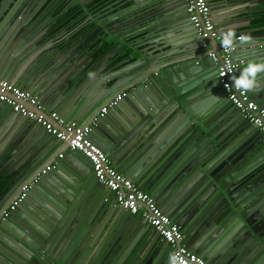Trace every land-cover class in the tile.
<instances>
[{"label": "water", "instance_id": "1", "mask_svg": "<svg viewBox=\"0 0 264 264\" xmlns=\"http://www.w3.org/2000/svg\"><path fill=\"white\" fill-rule=\"evenodd\" d=\"M131 3L124 13L132 15L112 16L119 29L114 46L97 61L87 56L88 64L99 68L121 44L131 51L104 71L109 85L93 97L74 95L82 84L80 72H86L83 63L74 71L66 67L56 79L49 77L54 75L50 68L39 83L29 80L46 59L12 53L4 63L15 30L19 25L29 30L23 21L32 7L0 0V26L16 15L6 44L0 41V78L35 95L45 117L55 113L65 122L88 126V140L109 157L123 139L139 147L125 155L119 172L149 194L182 232L189 251L209 264H264V136L225 98L217 78L219 44L213 38L212 48H202L183 0ZM151 19L146 30L149 35L158 31L155 45L138 51L127 38ZM212 22L220 37L237 27L230 20L221 26L214 16ZM255 39L263 41L264 33L256 38L246 33L229 58L264 60V43L250 44ZM132 53L139 58L132 60ZM244 70V65L237 68L238 79ZM263 72L249 77L253 86L246 91L264 108ZM121 93L122 99L100 115ZM10 112L0 102V170L6 169L10 179L0 198V264H171L165 241L138 215L105 207L107 194L79 152L61 142L59 151L42 126ZM12 118L22 122L20 131H2ZM149 142L158 143V149L144 159ZM25 185V196L3 218Z\"/></svg>", "mask_w": 264, "mask_h": 264}, {"label": "built area", "instance_id": "2", "mask_svg": "<svg viewBox=\"0 0 264 264\" xmlns=\"http://www.w3.org/2000/svg\"><path fill=\"white\" fill-rule=\"evenodd\" d=\"M183 1L186 4V13L190 22L194 28L198 29L202 48L206 50L212 48L213 45L209 43V40L213 38L216 44H219L222 61L218 66L217 78L225 98L243 120L253 125L264 136V108L250 98L246 89L235 86V81L238 79L237 68L242 67L244 62L242 60L233 62L228 56V53L234 49V45L238 44L243 37L232 33L223 37L218 36L214 30L210 7L206 0ZM208 56L217 61L213 53L208 52ZM124 95L125 93H121L107 103L101 109L100 115L114 106ZM0 102L21 118L42 126L48 134L64 144L69 150L79 152L90 163L97 182L113 194L114 205L131 214L138 215L144 224L151 227L165 241L171 264H209L196 253L189 251L183 243L182 232L161 211L149 194L116 170L106 154L88 140V126L75 121L65 122L55 113L45 117L39 113V111H43V108L36 96L1 78ZM59 157L61 155H58ZM28 189V185L22 187L20 196L3 212V218L9 211L15 209Z\"/></svg>", "mask_w": 264, "mask_h": 264}, {"label": "crops", "instance_id": "3", "mask_svg": "<svg viewBox=\"0 0 264 264\" xmlns=\"http://www.w3.org/2000/svg\"><path fill=\"white\" fill-rule=\"evenodd\" d=\"M210 3V14L211 18L214 16V20L218 19L221 26L226 25L229 20L231 22H236L235 35H241L244 37L246 33L250 34L251 37L255 38L260 34L264 33V30H260V28L254 25V21L258 18L257 15H262L264 13V0H206ZM87 15L81 17L80 24L78 27L72 29L71 22L68 23V26H64L63 30H51L49 26L46 25V17L44 14H40L36 19L34 18V14L29 15L23 23L31 24L29 30H23L22 25H19L18 29L12 35L13 44L7 46L4 51V63L5 61L12 60V53L19 55V57L23 56L25 53L29 56L28 52L32 55H37L41 59H46L44 67L38 70L36 73L31 75L29 83H39V79L42 75H46L50 68L54 71V75H50L51 79H56L57 77L61 76V73L65 70L66 67H70L71 71L76 69L82 68V63L84 64V68H86V72H80L81 76L78 79L79 81L82 80V84L75 89L74 95H80L79 93H84L82 96H100L102 94L101 91L105 88V85H109V81L104 74V71L109 68V66L114 65L120 60H113V56L110 57L103 66L99 68H94L93 65L88 64L87 56H92L91 52H93L94 48H98L99 45L102 44V40L106 41L108 38L114 37L117 34H111L109 31L96 33L99 27L103 28V25L106 24L107 26L114 25V18L109 15V13L98 16V15ZM214 14V15H213ZM16 15L8 19L9 22H4L7 26L3 25L0 26V41L3 44H6L5 41L8 38V35L11 32V29L8 28L9 23L13 22ZM19 19V18H17ZM2 21V24H4ZM8 23V24H7ZM153 24L154 21L148 20V22H143L141 29L134 30L136 32H131L130 36L127 38V41L132 42L138 51L141 50H151L152 47L155 45L153 41L157 39L158 31L154 32V35H149L146 26ZM249 23V24H248ZM69 26H71L69 28ZM89 26L90 28H87ZM0 42V46H1ZM21 42V43H20ZM49 42H52L50 45ZM264 43V40H253L250 44H261ZM26 44L28 45L29 49L26 48ZM12 45L14 49H12ZM15 45V46H14ZM26 48V50H25ZM130 51V50H129ZM131 52V51H130ZM129 52V53H130ZM8 54V55H7ZM7 55V57H6ZM133 57L132 60L139 58L138 55L132 53ZM27 56V57H28ZM31 56V55H30ZM18 57V59H19ZM24 58L23 61L27 59ZM80 63H72V61H77ZM123 59V58H122ZM86 60V61H85ZM98 59H94L97 61ZM85 61V62H84ZM245 69L250 64H259L264 65V60L261 58H252L247 62L244 61ZM21 64V63H20ZM89 65L87 68L86 65ZM33 66H36L33 64ZM32 66V67H33ZM29 67L30 70L33 69ZM27 69V70H28ZM24 73L21 74V77L24 76ZM264 73V72H263ZM262 73V74H263ZM42 85L40 82L39 86ZM21 89V87L18 85ZM31 93L26 89H22ZM91 93V94H85ZM32 94V93H31ZM35 96V95H34ZM43 108V107H42ZM47 108V107H45ZM44 110V108H43ZM12 113V112H10ZM58 115V114H57ZM61 118V117H60ZM21 119V118H20ZM62 119V118H61ZM63 120V119H62ZM241 120L242 117H241ZM246 122L245 120H243ZM22 122L16 118L10 119L6 126L2 128V131H8L10 133H18L20 131V125ZM154 129L146 132L147 135L152 134ZM163 138H161L158 142H162ZM52 143L54 146L57 147L59 151L63 150L64 146L60 145L57 139L54 137L52 138ZM144 153L141 154L142 158L149 157L155 153V150L158 149V143L149 142ZM121 145V146H120ZM117 146L114 153L109 157L107 154L111 165L118 171L124 165L125 155L128 156L129 153L132 151H136L139 147H135L129 143V140L123 139L122 143ZM131 149V150H129ZM131 180V179H130ZM135 183V182H134ZM137 185V184H136ZM138 186V185H137ZM139 187V186H138ZM103 192L107 194L106 200H104L105 207H113L116 208L114 205V197L113 194L107 190L106 188L101 186ZM142 190V189H141ZM117 209V208H116Z\"/></svg>", "mask_w": 264, "mask_h": 264}, {"label": "flooded vegetation", "instance_id": "4", "mask_svg": "<svg viewBox=\"0 0 264 264\" xmlns=\"http://www.w3.org/2000/svg\"><path fill=\"white\" fill-rule=\"evenodd\" d=\"M90 1L91 0H22V4H24L27 7V9H29V7H32V14H34L35 19L40 14H44V16L46 17L45 18L46 22H47L46 25L49 26L51 30H58V29L63 28L64 26L68 25V24L63 23L65 21V15L64 14H66L68 6H71V7L81 6L80 7L81 10H85L84 4H87ZM106 1H107V3H106V7H105L104 11L93 12V13H90V15L101 16V15L109 13V15L111 17L120 15L119 20H124L125 16L128 17V16L132 15L131 12H127V14L124 13L132 5L131 0H106ZM127 3H130L127 7L122 6V5H125ZM139 12H141V10ZM78 17L79 16H77L76 18H73L70 21L71 24H72V22L74 23V21H76V19H78ZM114 22H115L114 23V25H115L116 24L115 19H114ZM59 23H61V27H59L60 26ZM79 24L80 23H77L74 26H72V29H74L75 27H78ZM114 25L110 27V26H107L106 24H104L103 29L105 31L107 30V31L111 32V34H113L114 32L119 31V29L117 27L114 28ZM61 30H63V29H61ZM5 170L6 169L0 170V173L4 174Z\"/></svg>", "mask_w": 264, "mask_h": 264}, {"label": "trees", "instance_id": "5", "mask_svg": "<svg viewBox=\"0 0 264 264\" xmlns=\"http://www.w3.org/2000/svg\"><path fill=\"white\" fill-rule=\"evenodd\" d=\"M106 0H91L89 3L84 4V9L85 10H81V6H76V7H71L68 6L67 12L65 15V21L63 22L64 24H68L73 18H76L77 16L78 19H76V21H74V23L71 26H74L77 23H80L81 17L87 15L86 13L90 14L93 12H97V11H104L105 7H106ZM130 3H127L125 5H122L123 7H127ZM118 10V9H117ZM258 18L255 19L254 21V25L258 28H260V30L258 31H262L264 30V13L261 15H257ZM59 27H61V23H59ZM68 26V25H67ZM69 26V28L71 27ZM58 27V26H57ZM56 27V28H57ZM87 28H90L89 26H87ZM96 33H100L103 32V28L99 27ZM108 40L103 41L102 40V44L99 45L98 48H94L93 52H91L92 54V60L94 61V59H99L101 56H103L112 46H114V44L116 43V40L114 37L112 38H108ZM129 50L126 49L125 44H121L117 49L116 52L113 55V60H120L122 58H125L128 54H129ZM10 185V179L9 177L5 174H1L0 173V198L4 195V193L8 190V187Z\"/></svg>", "mask_w": 264, "mask_h": 264}, {"label": "clouds", "instance_id": "6", "mask_svg": "<svg viewBox=\"0 0 264 264\" xmlns=\"http://www.w3.org/2000/svg\"><path fill=\"white\" fill-rule=\"evenodd\" d=\"M264 70V65L250 64L242 73L241 77L235 81V86L237 88L249 89L253 86V79L249 77H255L256 74Z\"/></svg>", "mask_w": 264, "mask_h": 264}]
</instances>
